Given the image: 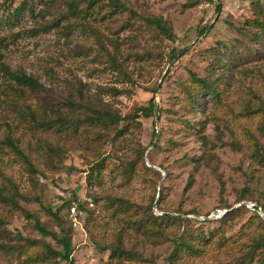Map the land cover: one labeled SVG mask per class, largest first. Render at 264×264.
Listing matches in <instances>:
<instances>
[{"label":"rangeland","instance_id":"rangeland-1","mask_svg":"<svg viewBox=\"0 0 264 264\" xmlns=\"http://www.w3.org/2000/svg\"><path fill=\"white\" fill-rule=\"evenodd\" d=\"M119 1L128 9L110 0H0L1 60L43 85H0V264H68L46 252L62 244L27 213L70 234L75 264L143 263L112 257L117 244L163 264H264V32L252 22L264 25V0H220V10L217 0ZM151 98L157 109L144 116ZM70 102L122 119L67 130L59 118ZM28 105L48 124L23 119ZM153 206L210 220L167 221ZM187 228L204 250L170 260Z\"/></svg>","mask_w":264,"mask_h":264},{"label":"trees","instance_id":"trees-1","mask_svg":"<svg viewBox=\"0 0 264 264\" xmlns=\"http://www.w3.org/2000/svg\"><path fill=\"white\" fill-rule=\"evenodd\" d=\"M97 0H88L89 5H93ZM111 5L115 8H119V9H123L126 10L128 9L127 5L125 3L120 2L119 0H110ZM218 1V9H221V2L220 0ZM25 3V2H24ZM27 8V5L25 3V5L21 6V7H17L15 8L14 12H13V16H15L16 18L18 17L19 14H21L22 12L25 11V9ZM132 14H135L136 12L133 10H130ZM262 12L261 7H257V14L260 15V13ZM148 22L155 24L162 32H164L165 34H167L168 36H170L171 38H175V36L171 33L170 29L163 24V22L161 21V19L159 18H148L147 19ZM253 23H255V25H260L263 29L264 32V25L262 24V20H260L259 18H255L253 21ZM187 48H184L182 50H180L179 52H176V49H173L171 52V56L173 58H177L179 56H182L186 53ZM192 78L194 81L196 82H205L204 78H201L199 76H197L195 73H192ZM5 84L8 85L9 87H13L16 88V90H21L20 86H24V87H28L31 88L33 90H40L42 89L43 85L40 82V80L38 78H36L34 75L29 74L23 70H13L8 64H6L5 62H3L1 60V54H0V85ZM19 85V86H18ZM210 90V89H209ZM85 107L81 104H78L76 102H70L68 104V113L66 115L61 116V118H59V125L61 128H65L67 130L73 129L74 132L78 129V125L81 123H87L89 125H105V126H109V125H113L117 122H119L122 117L120 116V114L115 113L109 109L106 108H93L91 106V102H88L86 104L85 109L87 110V112H83V117L80 118L78 117L76 120H69L68 118L71 116L70 114H74L76 112V110L80 107ZM155 109H157V105L154 101V98H151L149 101V104L147 106H141L140 110L142 111V114L144 116H150L151 112H153ZM27 112H21V117H23V119H29L32 121L33 124L41 127L44 126L46 124H48V122H44L40 119L37 118L36 116V112L31 108V106H27ZM77 117V116H76ZM5 143H7L9 146H11L17 153L23 155L21 149L19 148V146L15 143V141L13 140V138H11V136H7L5 138V140L3 141ZM25 161L28 164V167L30 170L32 171H36L33 163L30 161V159L23 155ZM104 165V161H100L97 162L96 165H94L91 169H90V173L88 176L89 181H91V172L92 171H98V168H101ZM38 199V198H37ZM258 206H261L259 203H257ZM45 210L51 214L54 218H56L57 220L59 219V215H58V211L57 210H53L50 207H44ZM227 208L228 210L224 213V215L226 216L227 214H230L232 210H230V208L228 207H224ZM256 209V208H255ZM158 207H155L154 210V206H153V212L158 215V217H162L164 219H167V221H172L175 222L177 220H188L190 218L196 220L197 222H199V224H204L206 223L208 220H210L209 214L203 215L205 218L201 219L198 218V216H200L201 214H197L195 217L194 216H186L189 215L188 213L183 215L181 213H176V214H172V216H170L171 214L168 212H161L158 213ZM160 211V210H159ZM257 213V212H256ZM26 216L28 218H31L34 220V225L35 227L38 229L39 232H41L43 235H50L52 236L55 240H57L59 243L62 244V250H55L53 249L50 245L46 246V252L48 254H54L56 256H59L61 259L65 260L68 262V264H75V260L72 256V245H71V236L69 233H62L61 235H58L55 231L49 230L46 228V226L40 221L39 218H37L36 216H34L31 213H27ZM201 227L198 226L196 228L200 229ZM192 231V229L190 230V228H187L186 230H184L179 236H177L174 239V247L172 249V251L169 254V259L170 260H174L177 258V256L181 255L182 252L185 251H192L194 253H198L202 250H198L197 248H195L196 246L194 245V242L192 239V235L190 234ZM201 232V231H200ZM200 232L197 235H201L198 238H202L204 237V232L202 230L201 234ZM22 239V237H21ZM24 240L26 242H28L29 244H35V242L30 239V238H24ZM112 257H117V258H121L123 256L125 257H138V259L141 261H143L142 264H163V263H158L154 260H149L146 258H142L140 255H138L137 253H135V251H131V250H126L124 247L121 246V244H117L111 251L110 254ZM240 264H245V262L243 261V263Z\"/></svg>","mask_w":264,"mask_h":264},{"label":"built area","instance_id":"built-area-1","mask_svg":"<svg viewBox=\"0 0 264 264\" xmlns=\"http://www.w3.org/2000/svg\"><path fill=\"white\" fill-rule=\"evenodd\" d=\"M248 206H251V207L254 208V209H255V208L258 209V211H259L261 214H263L261 206H258L256 202H248ZM71 211H72L73 214L76 213V206H75V205H72V206H71ZM224 211H225V210H224ZM224 211L221 210V209H218L217 212H216L217 214L212 213L210 216H220L221 214H223ZM200 218H201V219H204L205 217L202 216V217H200Z\"/></svg>","mask_w":264,"mask_h":264}]
</instances>
